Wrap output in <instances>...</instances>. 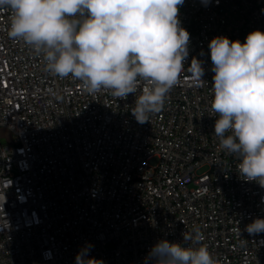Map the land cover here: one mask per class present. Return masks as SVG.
<instances>
[{"label":"built area","instance_id":"built-area-1","mask_svg":"<svg viewBox=\"0 0 264 264\" xmlns=\"http://www.w3.org/2000/svg\"><path fill=\"white\" fill-rule=\"evenodd\" d=\"M10 15L0 11V130L11 133L0 134V264H76L87 244L104 264H145L158 240L183 242L194 229L219 264H264V232L245 230L264 218V188L239 175L213 134L208 48L215 36L243 42L264 31V0H184L189 55L144 124L132 94L91 95L48 72L9 37Z\"/></svg>","mask_w":264,"mask_h":264},{"label":"clouds","instance_id":"clouds-1","mask_svg":"<svg viewBox=\"0 0 264 264\" xmlns=\"http://www.w3.org/2000/svg\"><path fill=\"white\" fill-rule=\"evenodd\" d=\"M201 2L208 6L211 0ZM183 4L184 0H0V11L11 13L9 37L42 55L48 72L80 81L91 95L108 91L126 100L132 94L130 112L144 124L164 108L189 55L190 33L179 19ZM208 48L214 73L213 134L220 148L238 159L239 175L264 188V31L249 32L243 42L215 36ZM196 61V81L202 84L207 82L204 69ZM245 230L250 235L264 232V218L254 219ZM202 240L199 229L184 232L183 242L160 239L145 264H219ZM92 247L87 244L77 253L76 264H104L89 256Z\"/></svg>","mask_w":264,"mask_h":264},{"label":"rangeland","instance_id":"rangeland-1","mask_svg":"<svg viewBox=\"0 0 264 264\" xmlns=\"http://www.w3.org/2000/svg\"><path fill=\"white\" fill-rule=\"evenodd\" d=\"M0 134H1V137H3V141H5V142L11 136V133L5 128H2L0 130ZM206 171H207V168H200L197 172H198L199 175H201V174L205 173Z\"/></svg>","mask_w":264,"mask_h":264}]
</instances>
